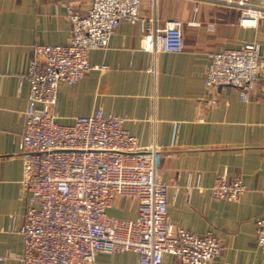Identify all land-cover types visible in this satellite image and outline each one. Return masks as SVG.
Returning <instances> with one entry per match:
<instances>
[{
	"label": "crops",
	"instance_id": "0c3cea01",
	"mask_svg": "<svg viewBox=\"0 0 264 264\" xmlns=\"http://www.w3.org/2000/svg\"><path fill=\"white\" fill-rule=\"evenodd\" d=\"M67 1L0 0V264H22L26 203L19 144L30 92L26 76L36 44L71 41ZM141 13L160 24L182 20L183 51L146 52L140 24L123 22L107 48L88 54L91 66L107 70L92 69L78 84L59 85L58 122L71 125L100 109L123 117L141 146L155 144L160 150L158 174L173 185L170 221L224 241L223 253L208 264H264L256 227L264 218V69L248 102L232 86L205 84L214 52L257 42L264 60V19L256 28H245L239 10L205 0H143ZM225 172L246 186L238 202L211 196L210 188ZM108 214L136 219L137 201L119 198ZM95 264L140 263L136 253L126 252L99 254ZM162 264L184 263L165 256Z\"/></svg>",
	"mask_w": 264,
	"mask_h": 264
},
{
	"label": "built area",
	"instance_id": "2783aa9c",
	"mask_svg": "<svg viewBox=\"0 0 264 264\" xmlns=\"http://www.w3.org/2000/svg\"><path fill=\"white\" fill-rule=\"evenodd\" d=\"M240 11V25L256 28L264 19V0H205ZM143 0H68L72 38L66 45L34 46L26 76L30 92L19 144L23 159L21 186L26 208L21 233L22 264H95L99 254L134 252L140 264H162L173 256L184 264H208L219 257L224 241L209 232L198 235L170 221L168 191L158 174L160 150L141 146L116 114L77 117L58 122L55 107L61 83L78 84L92 69L88 54L104 49L120 25L139 23L142 48L151 54L179 53L185 46L184 22L160 24L142 16ZM197 25L196 22H191ZM264 69L261 45L214 52L207 67L208 88L232 86L248 102ZM181 125H176L177 133ZM178 192V186H175ZM215 199L238 202L246 186L227 172L210 188ZM119 198L137 201L133 220L110 216ZM257 243L264 250V218L256 220Z\"/></svg>",
	"mask_w": 264,
	"mask_h": 264
}]
</instances>
